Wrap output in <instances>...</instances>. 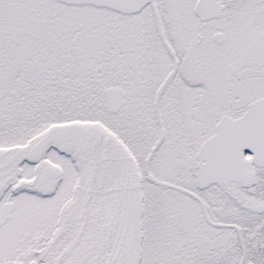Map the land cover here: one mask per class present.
<instances>
[{
	"label": "snow or ice",
	"instance_id": "1",
	"mask_svg": "<svg viewBox=\"0 0 264 264\" xmlns=\"http://www.w3.org/2000/svg\"><path fill=\"white\" fill-rule=\"evenodd\" d=\"M0 264H264V0H0Z\"/></svg>",
	"mask_w": 264,
	"mask_h": 264
}]
</instances>
